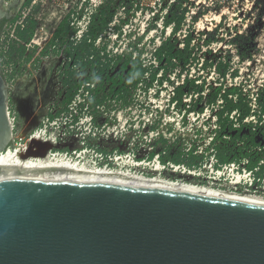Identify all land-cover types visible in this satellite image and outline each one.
Listing matches in <instances>:
<instances>
[{"label":"rangeland","instance_id":"obj_1","mask_svg":"<svg viewBox=\"0 0 264 264\" xmlns=\"http://www.w3.org/2000/svg\"><path fill=\"white\" fill-rule=\"evenodd\" d=\"M124 1L135 3L131 8L133 13H126L123 10L125 4H120V1L112 17L109 13H103L102 20L109 22V25H107V30L97 38V45L102 46L106 43L107 49L112 54L134 53L135 56L142 53L144 63L151 64L154 62V50L161 44L162 39L169 37L172 32L171 27L163 31L164 16L178 5L180 0ZM182 2L183 9L188 11L183 27L174 38L177 37V45L182 48L183 39L188 32L192 33L193 54H196L197 61L192 65L189 75L193 78L202 76L200 81H205V95L211 94L212 87L219 86L220 81H218L215 68L204 69L202 65L205 61L216 62L219 59L231 61L232 68L239 71L237 77L225 80V85L229 87L237 85L249 95L256 89H263L261 85H264V0H182ZM129 5L126 7L128 8ZM76 27L75 43L83 40L84 31L83 24ZM216 28H219L217 42L212 44L210 49L202 46L205 34ZM118 29L123 31L120 37H118ZM238 35L244 38L237 40ZM244 52L248 55L242 59L240 54ZM112 54L109 59L112 58ZM60 62L63 64L65 61L60 60ZM100 63H94L87 57L85 78L79 63L72 64L74 69L69 76L71 84H78L79 81L82 85L85 84L87 77L92 73H97L104 78L100 74L99 68L102 67ZM30 70L32 69L28 65L19 78L7 84L10 120L14 127L12 149L21 147L30 137L39 133L44 137L43 144H51L48 149L50 156L53 154L55 157L67 155V158L82 163L89 162L97 168L121 169L144 177H162L165 181L180 180L191 184L193 178L188 174L183 175L171 169H162L154 160L151 162L144 160L145 163H141L135 159V162L131 161V158L141 156L145 159L155 148L153 144L156 135L149 132L148 136H144L141 129L144 122L159 121V131L167 132V137L171 139L179 137L181 147L193 140L197 129L202 130L206 137L214 135V125L211 123L212 111L205 112V115L200 116L198 120L197 112L189 111V108H193L196 96L185 98L182 112H180L172 105L169 107L168 102L172 96L173 86L165 83L157 96H155V88L145 92L140 87L135 95V101L127 107H121V103L116 99L108 98L104 104L89 108V102L94 98L95 93L86 96L87 93L84 94V89H81L73 97L69 107L60 109L54 99L49 100L55 94L54 84L50 83L49 89L43 94L41 87H38V76L41 72ZM52 70L53 68L50 69L51 72ZM50 71H48L49 75ZM185 75L186 73L183 74L181 80L177 82L175 80L177 85L182 84ZM172 77L175 79L174 75ZM97 78L100 79L98 76ZM64 95L65 93H62L58 101L64 100ZM205 102L203 101L199 106H205ZM76 118H79L78 121H75ZM34 120L36 126L32 124ZM96 133L99 139L95 141ZM141 135H143L142 138ZM121 136L126 139H122ZM203 142L204 139L201 144ZM96 143L110 148L120 145L126 153L104 159L98 155L95 146L92 149L87 147L88 144L96 145ZM156 147H161V144H157ZM173 152H176V148ZM117 156L124 158L116 159Z\"/></svg>","mask_w":264,"mask_h":264},{"label":"water","instance_id":"obj_2","mask_svg":"<svg viewBox=\"0 0 264 264\" xmlns=\"http://www.w3.org/2000/svg\"><path fill=\"white\" fill-rule=\"evenodd\" d=\"M8 91L0 65L12 136ZM0 264H264V203L113 178L3 184Z\"/></svg>","mask_w":264,"mask_h":264},{"label":"trees","instance_id":"obj_3","mask_svg":"<svg viewBox=\"0 0 264 264\" xmlns=\"http://www.w3.org/2000/svg\"><path fill=\"white\" fill-rule=\"evenodd\" d=\"M187 11V9H183V2L180 0L179 4L164 16L163 31L168 29V27H171L172 32L169 37L162 39L161 44L154 50V62L151 64L144 63L142 60V53L135 56L134 53L124 55L117 54L109 59V56L106 53L107 46L101 50L105 53L102 55V52L98 50L94 44L97 34L104 33L107 30L106 24L103 23L99 27L91 29L89 31V38L85 40L86 52L88 54H98L100 56L94 61V63H102H100L102 67L99 69L101 71L100 74L103 75L104 78L100 77L97 73H92L87 77L85 81V90L88 91L90 95L95 93L93 96L94 98L89 102L90 106L96 107L102 105L106 102V99L109 98L110 100L116 99L117 102L121 103V107H127L135 101V95L140 87H142L145 92H148L152 88H157L159 92L163 85L168 83L173 86L175 93L172 103H176V108L180 112H182L184 99L188 96H191V98L197 96L194 100L195 103L193 108H189V111L197 113H203L205 107H212L221 100L223 103L218 116L219 122L222 125V131H229L226 127L230 122L229 115L233 111H239L241 119L247 117L250 114L251 109L245 102V98L240 89L237 87L228 88L227 85L224 84L228 75L235 78L239 73L237 69L232 68L231 61L219 59L216 62L205 61L202 65L204 69L215 68V72L218 74V81H220L219 86L212 87L213 91L208 96L204 93L205 81H200L202 76L196 78L190 77L189 72L191 71V67L197 61L196 54H193V35L191 32H188L183 39L182 48L177 45V37L174 38L185 23ZM117 31L120 37L123 34V31L121 29H118ZM218 37L219 28L206 33L202 46L209 47L210 49V46L217 42ZM242 38H244L242 35L236 36L237 40ZM89 40L92 42L89 43ZM15 52L18 53L20 51L13 48V55H15ZM240 55L242 56V59H245L248 54L244 52ZM106 61L109 63L106 64ZM184 73H186V75L182 80V84L177 85L176 82L181 80ZM172 75H174L175 79H173ZM97 76L100 79H98ZM223 91L225 92L223 93ZM203 101H206V105L199 106ZM259 101L264 107V90L260 92ZM157 126L158 123L152 126V129H155ZM242 133L246 134L247 130L245 128L240 130L237 137H240ZM246 139H248L249 142H252L251 136L246 137ZM159 143H162L161 147H156ZM153 145H155V148L146 157L148 160H153L156 155H160L163 164L172 161L176 164L186 163V165L191 167L195 163V157L191 155L189 160L184 159V152L176 146H170L164 138L160 141L155 140ZM94 146L98 152L106 156L115 153L120 155L126 153V150L121 149L120 145L110 148L101 146L97 143L96 145L88 144V147ZM174 148H176V152H173ZM218 156L222 162H227L230 159L229 156L225 155V150H222ZM136 159L142 161L144 157L136 156Z\"/></svg>","mask_w":264,"mask_h":264},{"label":"built area","instance_id":"obj_4","mask_svg":"<svg viewBox=\"0 0 264 264\" xmlns=\"http://www.w3.org/2000/svg\"><path fill=\"white\" fill-rule=\"evenodd\" d=\"M119 1L120 4H125L123 10L126 13H133L131 12V8L133 5H135V3L126 2L124 0H34L33 5H41L43 8H51L54 11H60L62 13H71L72 23L75 28H77L76 26L83 24L84 31L82 41L85 42V40L89 38V31L91 29H95L103 23L106 24V27L109 25V22H103L101 15L103 13H109V16L112 17L114 15L113 13L117 10L116 6ZM128 5L129 7L127 8L126 6ZM31 8L32 7L30 6V9ZM101 34L103 33L97 34L94 44L95 47L100 51L103 50L105 46H107L106 43H104L102 46L97 45V38ZM88 42L91 43L92 41L89 40ZM101 52L102 55L105 54L103 51ZM106 53L109 57L112 54V52L108 49ZM112 55L115 56L117 53ZM228 78L233 77L228 75L226 80ZM227 87L239 88L243 97L245 98V102L251 109L250 114L244 119H241L239 111H233L229 115L230 122L226 127L229 131L227 132L222 131V125L219 122L218 116L222 108V101H218V103L212 107L207 106L203 113H197L198 120L200 116L205 115V112L209 110L213 112V119L211 123L214 125V135H209L206 137L202 130L197 129L193 140L187 144H183V147H181L179 137L176 136V138L171 139L167 137V132L162 133L159 131V121L144 122L141 129L144 133V136H148V134H150L149 132H151L152 135H156V141H160L162 138H164L170 146H176L180 148L184 152V159L189 160L191 155L196 158L194 165L189 167L186 165V163L176 164L172 161L163 164L161 162L160 155H156L153 160L154 162H157V166L161 167L162 169H171L174 172H180L183 175L188 174L189 177L193 178L191 184H195L196 186L241 193L264 200V107L259 101L260 92L263 91L264 88L261 90L256 89L251 93V95H249L245 94L237 85ZM261 87H264V85L262 84ZM83 88L84 94L87 93L86 96H89L90 94L85 90V86ZM152 89H150V91ZM155 89V96H157L158 89ZM224 92L225 91H223V93ZM174 96L175 93L174 89L172 88V96L169 98L168 105L169 107L172 105L175 109H177L176 103H172ZM88 107L90 108V105H88ZM72 113L73 112L70 114ZM8 114L10 120L9 111ZM71 116L74 118V114ZM78 119L79 118H76L75 121H78ZM10 123L13 132V122L10 120ZM156 123H158V126L155 129H152V126H154ZM244 128L247 130V133H242L240 137H237L239 131ZM132 133H134L133 130ZM97 135L98 134L96 133V137L94 139L95 141L99 139ZM249 136L252 137V142H249L248 139H246V137ZM142 137L143 135H141V138ZM121 138L126 139V137L123 136H121ZM203 139L204 142L201 144ZM160 144L162 143H159V145ZM9 148H11V146ZM94 148L96 149V147ZM90 149H92V147ZM222 150H225V155L229 156V161L222 162L219 159L218 155ZM2 154L3 152L0 155ZM98 155L101 158L106 159L120 154L115 153L113 155L106 156L98 152ZM51 156L55 157L54 154ZM65 157H67V155ZM118 158H120V156L116 157V159ZM70 159L74 160L72 158ZM134 159L137 160L136 157H133L131 158V161L135 162ZM144 160L147 161L148 159H143L140 162L145 163ZM153 160H150V162Z\"/></svg>","mask_w":264,"mask_h":264},{"label":"flooded vegetation","instance_id":"obj_5","mask_svg":"<svg viewBox=\"0 0 264 264\" xmlns=\"http://www.w3.org/2000/svg\"><path fill=\"white\" fill-rule=\"evenodd\" d=\"M33 1L0 0L2 75L6 84L12 83L29 65L32 69L30 71L41 72L38 76V87H41L42 93L45 94L50 83L54 84L55 94L49 100L54 99L60 109L67 108L72 104L71 100L77 92L85 86L81 81L71 84L69 76L74 69L72 64L79 63L85 78L87 57L96 61L100 56L88 54L84 41L74 42L76 28L73 26L71 13L33 5ZM13 48L20 52L13 55ZM60 60L65 62L62 64ZM52 68L53 72L50 71ZM62 93H65L64 100L58 101ZM13 139L14 134L12 132V136L10 135L8 125H0V148L10 147Z\"/></svg>","mask_w":264,"mask_h":264},{"label":"bare ground","instance_id":"obj_6","mask_svg":"<svg viewBox=\"0 0 264 264\" xmlns=\"http://www.w3.org/2000/svg\"><path fill=\"white\" fill-rule=\"evenodd\" d=\"M32 124L36 126L35 120L32 121ZM43 138L42 134H34L28 139L26 144H21L22 146L19 148H9L0 155V186L3 184H44L54 181L113 178L143 183H157L195 192L264 203L260 199L237 195L227 191L195 186L180 181H165L162 177H144L121 169L97 168L89 162L82 163L65 156L52 157L48 155V149L51 147V144H43ZM121 158L124 157L118 159Z\"/></svg>","mask_w":264,"mask_h":264}]
</instances>
